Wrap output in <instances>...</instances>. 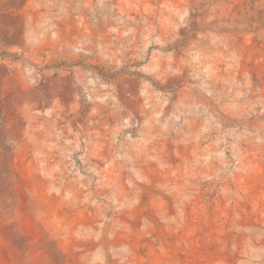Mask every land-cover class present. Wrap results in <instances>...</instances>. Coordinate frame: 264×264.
Masks as SVG:
<instances>
[{
    "label": "rangeland",
    "instance_id": "obj_1",
    "mask_svg": "<svg viewBox=\"0 0 264 264\" xmlns=\"http://www.w3.org/2000/svg\"><path fill=\"white\" fill-rule=\"evenodd\" d=\"M0 264H264V0H0Z\"/></svg>",
    "mask_w": 264,
    "mask_h": 264
}]
</instances>
